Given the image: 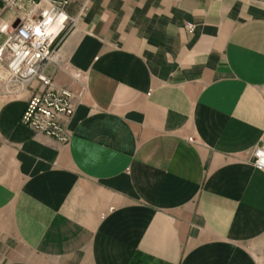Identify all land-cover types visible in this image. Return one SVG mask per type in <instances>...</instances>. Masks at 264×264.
Here are the masks:
<instances>
[{"label": "crops", "instance_id": "1", "mask_svg": "<svg viewBox=\"0 0 264 264\" xmlns=\"http://www.w3.org/2000/svg\"><path fill=\"white\" fill-rule=\"evenodd\" d=\"M65 12L66 143L19 121L0 63V264H264V0ZM18 14L0 0V41Z\"/></svg>", "mask_w": 264, "mask_h": 264}, {"label": "built area", "instance_id": "2", "mask_svg": "<svg viewBox=\"0 0 264 264\" xmlns=\"http://www.w3.org/2000/svg\"><path fill=\"white\" fill-rule=\"evenodd\" d=\"M69 1L7 0L19 14L0 41V63L6 69L4 92H30L19 121L61 143H66L70 135L64 120L73 112V93L55 86L46 67L54 58L61 35L75 22L65 12ZM185 27L192 29L193 25L186 23ZM250 163L264 171V145L251 149Z\"/></svg>", "mask_w": 264, "mask_h": 264}, {"label": "water", "instance_id": "3", "mask_svg": "<svg viewBox=\"0 0 264 264\" xmlns=\"http://www.w3.org/2000/svg\"><path fill=\"white\" fill-rule=\"evenodd\" d=\"M16 23H17V21L14 24H16Z\"/></svg>", "mask_w": 264, "mask_h": 264}]
</instances>
